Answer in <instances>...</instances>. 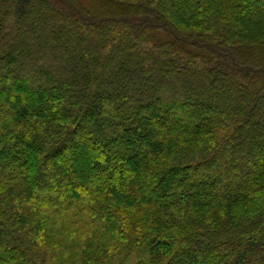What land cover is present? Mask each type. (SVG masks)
Here are the masks:
<instances>
[{
  "label": "trees",
  "instance_id": "16d2710c",
  "mask_svg": "<svg viewBox=\"0 0 264 264\" xmlns=\"http://www.w3.org/2000/svg\"><path fill=\"white\" fill-rule=\"evenodd\" d=\"M0 264H264V0H0Z\"/></svg>",
  "mask_w": 264,
  "mask_h": 264
},
{
  "label": "rangeland",
  "instance_id": "374dc122",
  "mask_svg": "<svg viewBox=\"0 0 264 264\" xmlns=\"http://www.w3.org/2000/svg\"><path fill=\"white\" fill-rule=\"evenodd\" d=\"M61 96L57 93H55V96L53 97V101L54 103H59L61 101ZM90 120V119H89ZM51 172H53V170H50ZM30 180V179H29ZM57 184V178L53 179L52 181H50L45 189L40 188V186H37V188L35 189L37 193H44L45 191H50V189L55 186ZM60 202L63 204L65 203V200H60Z\"/></svg>",
  "mask_w": 264,
  "mask_h": 264
}]
</instances>
